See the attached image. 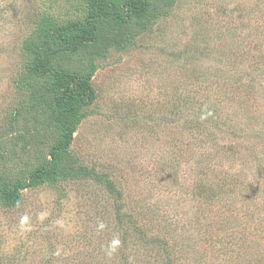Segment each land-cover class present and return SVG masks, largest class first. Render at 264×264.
Returning a JSON list of instances; mask_svg holds the SVG:
<instances>
[{
  "label": "rangeland",
  "instance_id": "1",
  "mask_svg": "<svg viewBox=\"0 0 264 264\" xmlns=\"http://www.w3.org/2000/svg\"><path fill=\"white\" fill-rule=\"evenodd\" d=\"M150 1L111 45L51 63L94 99L67 119L69 174L0 203V264H264V0ZM92 9L0 0V185L60 137L32 48Z\"/></svg>",
  "mask_w": 264,
  "mask_h": 264
},
{
  "label": "trees",
  "instance_id": "2",
  "mask_svg": "<svg viewBox=\"0 0 264 264\" xmlns=\"http://www.w3.org/2000/svg\"><path fill=\"white\" fill-rule=\"evenodd\" d=\"M127 17H122L113 0H93L92 12L82 21L55 29L32 48V61L28 65L31 77L47 80L46 91L52 105V123L60 137L52 149L51 161L32 172L26 184L0 185V203L15 206L21 200L22 190L35 188L69 173L61 168L63 155L72 145L75 125L67 119L77 118L84 106L92 102L94 92L88 78H79L70 72L49 69L54 59L62 55L82 53L86 47L100 43L111 45L118 39L117 29L126 33L132 21H143L149 17L150 0H127Z\"/></svg>",
  "mask_w": 264,
  "mask_h": 264
}]
</instances>
